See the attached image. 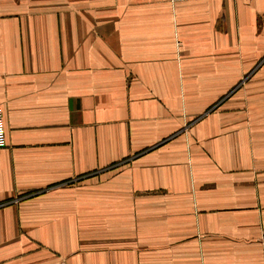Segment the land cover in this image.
Instances as JSON below:
<instances>
[{
	"label": "crops",
	"instance_id": "1",
	"mask_svg": "<svg viewBox=\"0 0 264 264\" xmlns=\"http://www.w3.org/2000/svg\"><path fill=\"white\" fill-rule=\"evenodd\" d=\"M0 108V264H264V0H0Z\"/></svg>",
	"mask_w": 264,
	"mask_h": 264
},
{
	"label": "built area",
	"instance_id": "2",
	"mask_svg": "<svg viewBox=\"0 0 264 264\" xmlns=\"http://www.w3.org/2000/svg\"><path fill=\"white\" fill-rule=\"evenodd\" d=\"M5 145V127H4V114L0 108V147Z\"/></svg>",
	"mask_w": 264,
	"mask_h": 264
},
{
	"label": "rangeland",
	"instance_id": "3",
	"mask_svg": "<svg viewBox=\"0 0 264 264\" xmlns=\"http://www.w3.org/2000/svg\"><path fill=\"white\" fill-rule=\"evenodd\" d=\"M222 97H223V95H222Z\"/></svg>",
	"mask_w": 264,
	"mask_h": 264
}]
</instances>
